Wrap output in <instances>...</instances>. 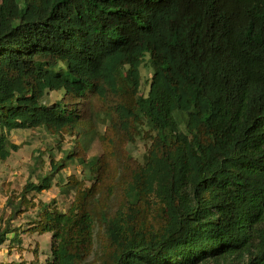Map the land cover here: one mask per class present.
<instances>
[{
	"label": "trees",
	"instance_id": "16d2710c",
	"mask_svg": "<svg viewBox=\"0 0 264 264\" xmlns=\"http://www.w3.org/2000/svg\"><path fill=\"white\" fill-rule=\"evenodd\" d=\"M37 128L74 144L9 197L0 245L38 206L46 264H93L98 224L100 264H264V0H0V160L14 129ZM75 163L89 177L62 186L67 211L29 199Z\"/></svg>",
	"mask_w": 264,
	"mask_h": 264
},
{
	"label": "rangeland",
	"instance_id": "374dc122",
	"mask_svg": "<svg viewBox=\"0 0 264 264\" xmlns=\"http://www.w3.org/2000/svg\"><path fill=\"white\" fill-rule=\"evenodd\" d=\"M142 85L140 93L147 96L150 90L152 79V67L146 64L141 69ZM61 98L60 92L49 94V103H54ZM180 126H184L183 116L178 114ZM12 142L21 145V148L13 152L6 161L0 160V226L7 224L8 217L12 211V204L9 197L18 195L24 186L29 182L38 183L39 176L51 175V160L54 157L59 160L63 157L64 151L72 148L74 139L66 137L64 140L48 133L44 128L37 129H14L11 132ZM150 141L143 135L137 139L135 144L129 146L131 154L143 162ZM102 154L99 139L94 140L88 147L89 159H95ZM71 175H77L80 179H88L89 168L87 164L75 163L64 169L61 173L53 174V186L42 192H32L29 199L36 203L50 202L56 200L58 208L65 212L70 207L75 192L70 189L62 192V186L68 183ZM89 185L90 182H87ZM69 188V187H67ZM17 199L13 200L16 201ZM26 205L24 204L23 207ZM114 206L112 205V208ZM39 207H28L15 220L11 221V227H17L19 238H9L3 245H0V264H31L37 258V264H46L52 257V234H38L30 231V223L37 219ZM96 235L92 251L86 256L85 262L100 264L102 253V242L100 234L101 225L95 228ZM240 260L234 258L222 260L217 264H240Z\"/></svg>",
	"mask_w": 264,
	"mask_h": 264
}]
</instances>
